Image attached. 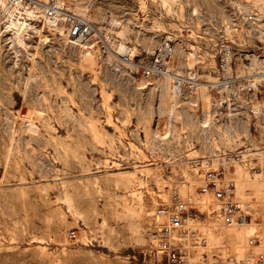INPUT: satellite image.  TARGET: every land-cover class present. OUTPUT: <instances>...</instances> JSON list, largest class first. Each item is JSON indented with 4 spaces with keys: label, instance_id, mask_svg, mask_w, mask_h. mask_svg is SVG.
<instances>
[{
    "label": "rangeland",
    "instance_id": "374dc122",
    "mask_svg": "<svg viewBox=\"0 0 264 264\" xmlns=\"http://www.w3.org/2000/svg\"><path fill=\"white\" fill-rule=\"evenodd\" d=\"M63 1L89 15L96 35L69 45L41 23L22 42L0 39V264H162L147 238L156 206L162 193L167 197L177 184L189 190L195 177L186 165L172 164L189 152L185 146L152 141L156 98L137 90L144 80L134 83L124 55L135 47L137 60L151 56L167 36L154 28L162 17L168 31L184 29L180 39H189L178 43L177 57L197 42L195 49L208 55L205 23L242 1ZM90 50L93 63L85 55ZM98 131L110 136L99 141ZM124 173H133L131 182ZM246 193L243 200L262 207L254 185ZM197 224L212 233L227 228L216 215ZM250 226L260 242L250 243L246 226H238L246 246L237 257L264 252V224ZM198 238L193 255L208 264H220L214 261L232 247L223 241L204 248L208 242Z\"/></svg>",
    "mask_w": 264,
    "mask_h": 264
},
{
    "label": "built area",
    "instance_id": "2783aa9c",
    "mask_svg": "<svg viewBox=\"0 0 264 264\" xmlns=\"http://www.w3.org/2000/svg\"><path fill=\"white\" fill-rule=\"evenodd\" d=\"M162 19L154 28L164 29L167 36L151 56L137 60L135 47L124 56L135 71L134 83L140 75L144 80L137 90L155 95L153 120L169 110L160 100L164 80L169 78L172 131L163 138L155 130V119L152 141L185 146L189 152H183V159H175L172 164L186 165L195 178L189 190L177 184L167 197L160 196L147 232L148 244L162 264H201L203 260L208 264L205 257L197 261L193 255L200 243L197 223L216 215L227 228L264 224L263 201L262 207H257L243 200L230 176L238 165H245L252 175L264 176V12L247 3L227 5L225 12L212 14L204 25L210 53L198 52L197 42L179 57L178 43L189 39H180L184 29L180 33L168 31ZM41 23L58 31L69 45H79L97 30L87 13L75 12L62 0H0V39L4 44L11 46L19 31L25 36ZM59 26L64 32L58 30ZM178 124L179 131L175 129ZM25 125L31 122L27 120ZM207 197L213 202L204 205ZM158 216L164 220L159 221ZM192 222L199 228L190 226ZM256 242H260L257 233L250 237V243ZM214 262L264 264V252L251 250L241 257Z\"/></svg>",
    "mask_w": 264,
    "mask_h": 264
},
{
    "label": "bare ground",
    "instance_id": "6f19581e",
    "mask_svg": "<svg viewBox=\"0 0 264 264\" xmlns=\"http://www.w3.org/2000/svg\"><path fill=\"white\" fill-rule=\"evenodd\" d=\"M241 1H242V3H240V5H243V3L244 4L247 3L249 5L257 7L258 10H261L262 12H264V1H260V0H241ZM63 2H65V1H63ZM58 30L64 32V29L62 28V26H59ZM41 36H44L45 39H47L46 35L44 33L43 34L41 33ZM23 39H24L23 33L21 31H19L13 40L18 41V42H22ZM125 48H126L125 45L121 44L119 49L121 51H123ZM92 54L93 53L91 50L87 51L85 53V55H86V57L90 63H93V57H92L93 55ZM168 84H169V78L166 77L164 80V83L162 85V87L164 88V91L162 93L163 95L162 94L160 95V100H161V103H163V104H164L163 100L168 99L167 97H168V95H170ZM164 93H165V95H164ZM170 111H172V110H170V108H169L168 112H166L164 110L163 115H158L157 120H156V129L155 130L158 132V134L162 133L163 138H166L170 134V128L167 127V126H169V122H170L169 121L170 120L169 116L171 114ZM108 132L107 131H98V135L96 134L97 135L96 137L99 138V141H100V139H101V141H103L104 139H106L110 136V133H108ZM130 144H133V142L130 141ZM124 174L126 177H128L129 181L134 176L133 173H129V174L124 173ZM235 174H237L236 175L237 177L234 179V181H236V184L238 185L239 196L241 198H246V197L249 198L248 197L249 193H246V188L249 185H254L255 193L262 198V201L264 204V177H262L261 175H258V174L251 175L252 176L251 177L247 173V170H243L240 167H237ZM162 195L166 196L165 193H162ZM210 199H211V197L204 198V201H206L204 203V205L211 204L213 201ZM160 217H161V219H159ZM157 219L159 221L164 220V218L162 216H158ZM210 221L215 222V220L214 221L210 220ZM190 224H193V222ZM190 226L197 228L199 225L196 226L193 224ZM243 226L247 227V228L245 227V229H247L245 231L249 232L250 235L258 233V229L255 226H250V224H244ZM200 228H201L200 229L201 232L199 233V237L201 239H204L205 243L208 242V244L205 245L204 248L209 247L210 244H216V245L219 244L220 245L221 242L225 241L226 243H229L230 245H232V247H230L229 250L227 251L226 258H231L232 256H235V255H239V256L242 255L241 253L245 249V246H246L245 245L246 239H245V235H244L243 231L237 229V227L226 228L225 231H219V232L216 231L214 233H212L213 231L209 226H205V227L200 226ZM248 235L249 234H247L246 236H248ZM198 247H199V245L196 246V248H198ZM263 249H264V244H263Z\"/></svg>",
    "mask_w": 264,
    "mask_h": 264
}]
</instances>
